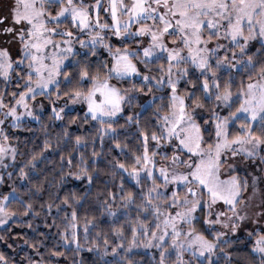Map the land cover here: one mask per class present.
<instances>
[{
	"label": "snow or ice",
	"instance_id": "1",
	"mask_svg": "<svg viewBox=\"0 0 264 264\" xmlns=\"http://www.w3.org/2000/svg\"><path fill=\"white\" fill-rule=\"evenodd\" d=\"M0 188V264H264V0H0Z\"/></svg>",
	"mask_w": 264,
	"mask_h": 264
},
{
	"label": "trees",
	"instance_id": "2",
	"mask_svg": "<svg viewBox=\"0 0 264 264\" xmlns=\"http://www.w3.org/2000/svg\"><path fill=\"white\" fill-rule=\"evenodd\" d=\"M44 120H45V122H47V116L46 115L44 117ZM25 123H26V128L17 130V135L20 136L21 141L36 140V142H40L43 139V134L39 131L40 125L38 123H36L35 121H26ZM85 127H87V126H85ZM29 128L32 129L33 131H28L27 129H29ZM92 131L94 132V129ZM37 138H39V139H37ZM29 146H31V145H29ZM106 146H107V142H106ZM54 159H58V156L55 157ZM48 167L51 168L52 165H49ZM53 175H54V173H49L48 178L52 179ZM46 187H47V185H46ZM0 190H4V189L0 188ZM25 219H28V218H25ZM50 221H51V218H49V222ZM35 224L39 225V231H43V232L48 234V237H49V241L48 242L52 243L53 242L52 233L55 232L56 230L55 229H51L50 230V229L45 228L44 224H43V217L38 218L34 222V225ZM13 230L15 232H25L29 236L35 235L29 229H27L26 226H24V227L13 226ZM2 231H3V229H0V232H2ZM0 250H5L4 245H3L2 242H0ZM24 251L25 252H30L31 250L27 249L25 247ZM140 251H141V256H143V259L145 261V264H148V261H149L150 258L148 256H144L143 250H140ZM82 255L88 261V264H91L92 260L94 259V254H90V253L84 252V253H82ZM17 258H19V257H17ZM137 258L140 259L141 257L138 256ZM109 259H111V257H109Z\"/></svg>",
	"mask_w": 264,
	"mask_h": 264
},
{
	"label": "rangeland",
	"instance_id": "3",
	"mask_svg": "<svg viewBox=\"0 0 264 264\" xmlns=\"http://www.w3.org/2000/svg\"><path fill=\"white\" fill-rule=\"evenodd\" d=\"M27 121H31V120H27Z\"/></svg>",
	"mask_w": 264,
	"mask_h": 264
}]
</instances>
